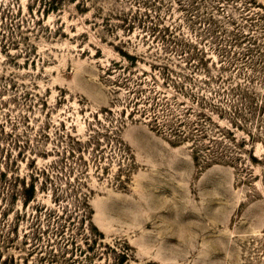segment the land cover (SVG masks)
Returning a JSON list of instances; mask_svg holds the SVG:
<instances>
[{
	"label": "rangeland",
	"instance_id": "1",
	"mask_svg": "<svg viewBox=\"0 0 264 264\" xmlns=\"http://www.w3.org/2000/svg\"><path fill=\"white\" fill-rule=\"evenodd\" d=\"M0 264H264V0H0Z\"/></svg>",
	"mask_w": 264,
	"mask_h": 264
}]
</instances>
